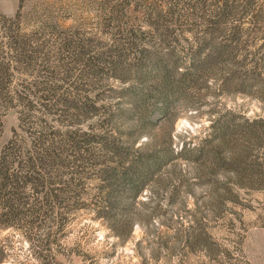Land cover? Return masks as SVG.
<instances>
[{"label":"rangeland","instance_id":"obj_1","mask_svg":"<svg viewBox=\"0 0 264 264\" xmlns=\"http://www.w3.org/2000/svg\"><path fill=\"white\" fill-rule=\"evenodd\" d=\"M15 15L5 90L31 104L1 110L0 151L76 127L92 153L67 151L57 200L27 189L0 264H264V0H0Z\"/></svg>","mask_w":264,"mask_h":264},{"label":"trees","instance_id":"obj_2","mask_svg":"<svg viewBox=\"0 0 264 264\" xmlns=\"http://www.w3.org/2000/svg\"><path fill=\"white\" fill-rule=\"evenodd\" d=\"M18 22V15L4 17L0 21V30L4 33V39L0 41V124L2 109L15 105L17 102L22 105L19 111L23 119L26 113L23 106L31 104L27 96L20 93L11 95L5 90L11 66L1 53L2 42L14 51L13 56L17 62L27 61L30 56L27 39L19 32ZM81 134L82 138H86L90 133L75 127L67 130L66 135L59 141L52 139L47 141L39 137L35 143L37 147L26 149L25 153L20 150L14 139L8 140L2 146L0 151V226L16 225L28 206L34 210L33 205H29L25 199L29 188L43 192L47 203L57 200L59 195L57 191H54L52 184L59 178L61 174L59 170L66 165L67 151H71L75 159H79L80 155L83 156L82 153H92L88 148L81 149L78 140V135ZM52 168L57 171L56 174H51ZM110 169L113 170L107 165L102 168L107 176H110ZM123 178L124 175L119 177L118 182ZM110 179L111 185L114 181H112L113 178ZM139 184L140 176L136 174L132 188L136 189Z\"/></svg>","mask_w":264,"mask_h":264}]
</instances>
